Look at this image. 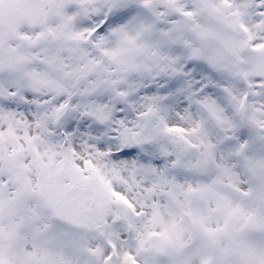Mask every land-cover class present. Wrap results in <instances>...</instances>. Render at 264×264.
Listing matches in <instances>:
<instances>
[{"label": "snow or ice", "instance_id": "1", "mask_svg": "<svg viewBox=\"0 0 264 264\" xmlns=\"http://www.w3.org/2000/svg\"><path fill=\"white\" fill-rule=\"evenodd\" d=\"M0 264H264V0H0Z\"/></svg>", "mask_w": 264, "mask_h": 264}]
</instances>
